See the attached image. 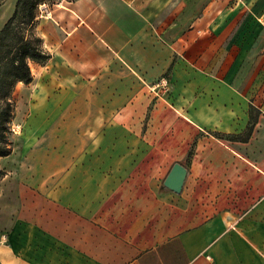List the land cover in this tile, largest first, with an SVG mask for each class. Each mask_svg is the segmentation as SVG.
I'll use <instances>...</instances> for the list:
<instances>
[{
  "label": "crops",
  "instance_id": "obj_1",
  "mask_svg": "<svg viewBox=\"0 0 264 264\" xmlns=\"http://www.w3.org/2000/svg\"><path fill=\"white\" fill-rule=\"evenodd\" d=\"M35 33L0 264H264V0H55Z\"/></svg>",
  "mask_w": 264,
  "mask_h": 264
},
{
  "label": "trees",
  "instance_id": "obj_2",
  "mask_svg": "<svg viewBox=\"0 0 264 264\" xmlns=\"http://www.w3.org/2000/svg\"><path fill=\"white\" fill-rule=\"evenodd\" d=\"M52 1L55 0H15L11 16L0 29V156L11 151L7 134L13 114L14 86L19 81L32 80L29 61L44 63L49 58L35 33V24L39 6Z\"/></svg>",
  "mask_w": 264,
  "mask_h": 264
},
{
  "label": "water",
  "instance_id": "obj_3",
  "mask_svg": "<svg viewBox=\"0 0 264 264\" xmlns=\"http://www.w3.org/2000/svg\"><path fill=\"white\" fill-rule=\"evenodd\" d=\"M186 176V169L180 163H175L164 180V186L179 192Z\"/></svg>",
  "mask_w": 264,
  "mask_h": 264
},
{
  "label": "rangeland",
  "instance_id": "obj_4",
  "mask_svg": "<svg viewBox=\"0 0 264 264\" xmlns=\"http://www.w3.org/2000/svg\"><path fill=\"white\" fill-rule=\"evenodd\" d=\"M6 1H8V0H0V4L4 3V2H6ZM14 1H15V0H10V2H14ZM2 176H3V175H0V180H1Z\"/></svg>",
  "mask_w": 264,
  "mask_h": 264
},
{
  "label": "built area",
  "instance_id": "obj_5",
  "mask_svg": "<svg viewBox=\"0 0 264 264\" xmlns=\"http://www.w3.org/2000/svg\"><path fill=\"white\" fill-rule=\"evenodd\" d=\"M43 6H45V4H41L39 7H43Z\"/></svg>",
  "mask_w": 264,
  "mask_h": 264
}]
</instances>
